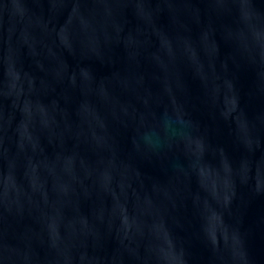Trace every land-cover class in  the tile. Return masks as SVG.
Returning <instances> with one entry per match:
<instances>
[{"label": "water", "instance_id": "water-1", "mask_svg": "<svg viewBox=\"0 0 264 264\" xmlns=\"http://www.w3.org/2000/svg\"><path fill=\"white\" fill-rule=\"evenodd\" d=\"M0 264H264V0H0Z\"/></svg>", "mask_w": 264, "mask_h": 264}]
</instances>
